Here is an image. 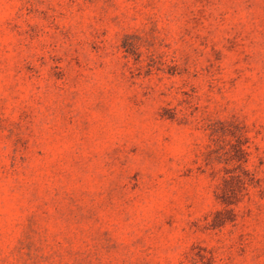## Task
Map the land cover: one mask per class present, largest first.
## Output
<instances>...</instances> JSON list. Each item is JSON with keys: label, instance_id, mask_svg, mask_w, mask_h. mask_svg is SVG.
I'll return each mask as SVG.
<instances>
[{"label": "rangeland", "instance_id": "374dc122", "mask_svg": "<svg viewBox=\"0 0 264 264\" xmlns=\"http://www.w3.org/2000/svg\"><path fill=\"white\" fill-rule=\"evenodd\" d=\"M0 264H264V0H0Z\"/></svg>", "mask_w": 264, "mask_h": 264}]
</instances>
